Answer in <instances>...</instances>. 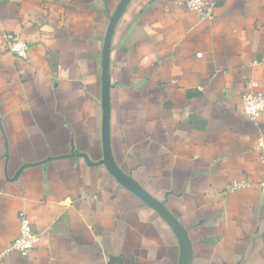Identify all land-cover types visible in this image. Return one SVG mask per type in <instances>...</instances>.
<instances>
[{"label": "crops", "instance_id": "1", "mask_svg": "<svg viewBox=\"0 0 264 264\" xmlns=\"http://www.w3.org/2000/svg\"><path fill=\"white\" fill-rule=\"evenodd\" d=\"M121 1L0 0V253L19 214L40 233L4 264L178 261L172 229L102 162ZM184 1L129 0L117 19L111 157L184 226L191 264H264V115L241 111L244 92L264 94V0H215L212 19Z\"/></svg>", "mask_w": 264, "mask_h": 264}, {"label": "built area", "instance_id": "2", "mask_svg": "<svg viewBox=\"0 0 264 264\" xmlns=\"http://www.w3.org/2000/svg\"><path fill=\"white\" fill-rule=\"evenodd\" d=\"M183 5L189 11L196 12L201 19H212L214 17L215 0H185ZM30 44L18 34L7 35V50L15 57L25 60L28 56ZM250 83V87H254ZM242 114L251 121L258 120L264 115V94L250 89L241 95ZM244 186V183L233 181L226 190H236ZM40 233L33 230L29 218L24 214H19L18 235L9 246L0 253V264H4L7 255L16 253L22 257L29 254L38 243Z\"/></svg>", "mask_w": 264, "mask_h": 264}, {"label": "water", "instance_id": "3", "mask_svg": "<svg viewBox=\"0 0 264 264\" xmlns=\"http://www.w3.org/2000/svg\"><path fill=\"white\" fill-rule=\"evenodd\" d=\"M129 0H122L119 7L115 11L110 20L108 29L104 40V48L102 53V108H103V122H102V144H103V160L109 172L120 182L123 186L129 189L144 203L153 208L160 217L168 224L175 234L179 243V258L176 264H191L192 248L188 233L184 226L171 214L162 202L152 197L141 186L134 183L130 178L122 174L115 166L110 151L109 138V101H108V54L110 50V41L112 32L117 22L119 15L125 8Z\"/></svg>", "mask_w": 264, "mask_h": 264}]
</instances>
